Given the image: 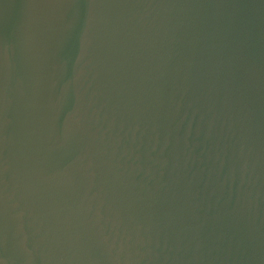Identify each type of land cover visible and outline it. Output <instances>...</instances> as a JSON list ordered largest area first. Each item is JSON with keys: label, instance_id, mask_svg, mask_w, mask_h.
<instances>
[{"label": "water", "instance_id": "water-1", "mask_svg": "<svg viewBox=\"0 0 264 264\" xmlns=\"http://www.w3.org/2000/svg\"><path fill=\"white\" fill-rule=\"evenodd\" d=\"M0 264H264V0H0Z\"/></svg>", "mask_w": 264, "mask_h": 264}]
</instances>
